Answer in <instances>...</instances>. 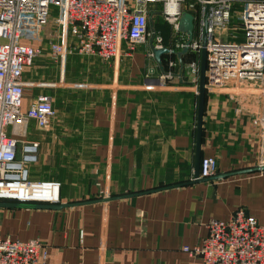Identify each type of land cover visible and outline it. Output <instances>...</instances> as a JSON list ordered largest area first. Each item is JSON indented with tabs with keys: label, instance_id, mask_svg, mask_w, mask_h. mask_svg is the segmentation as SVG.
<instances>
[{
	"label": "crops",
	"instance_id": "1",
	"mask_svg": "<svg viewBox=\"0 0 264 264\" xmlns=\"http://www.w3.org/2000/svg\"><path fill=\"white\" fill-rule=\"evenodd\" d=\"M148 24L161 29L159 6L148 7ZM58 32L46 27L38 41L30 34L21 39L39 49L21 83L24 109L40 94L52 101L48 130L29 124L38 134L29 139L28 129L26 139L38 150L27 169L33 167L31 181L60 184L59 203L1 201L0 237L37 239L46 248L44 264H199L181 248L201 243L208 220L225 221L241 209L264 225V170L250 171L260 168L251 120L264 108L253 86L205 90L199 152L200 160H215V174L186 184L193 174L200 52L164 54L157 64L147 57L154 44L148 40L130 53L122 43L117 61L74 53L53 60L49 43ZM170 37L163 36L161 48L180 52ZM66 42L72 46L68 35ZM72 56L86 75L76 76L72 61L67 72ZM169 61L172 77L159 88Z\"/></svg>",
	"mask_w": 264,
	"mask_h": 264
},
{
	"label": "built area",
	"instance_id": "2",
	"mask_svg": "<svg viewBox=\"0 0 264 264\" xmlns=\"http://www.w3.org/2000/svg\"><path fill=\"white\" fill-rule=\"evenodd\" d=\"M240 27L229 28L230 11L235 4ZM159 6V15L171 29L177 50L183 47L199 53L205 40L204 89H234L243 82L253 86L264 106V0H0V202L58 204L56 181H31L28 165L37 160V142L27 141L30 122L39 131L47 130L55 115L51 98L40 94L23 108L22 74L33 64L39 49L22 45L24 33L33 34L35 25L43 27L56 10L54 25L59 32L49 43L53 60L67 54L114 60L122 43L126 52L147 33L148 7ZM186 12L192 17L191 38L178 36L177 21ZM35 31V30H34ZM239 31V43L234 35ZM72 39L68 46L66 36ZM153 46L161 48V38L153 33ZM152 58V53H147ZM174 63L167 62L157 86L165 87L172 77ZM191 73H197L194 63ZM252 89V88H251ZM259 144V165L264 166V108L251 120ZM213 158L199 161L197 179L214 176ZM1 217V208H0ZM206 236L198 246H183L181 251L199 264H264V225L241 209L227 220H208ZM46 248L37 239L28 241L0 237V264H44Z\"/></svg>",
	"mask_w": 264,
	"mask_h": 264
},
{
	"label": "water",
	"instance_id": "3",
	"mask_svg": "<svg viewBox=\"0 0 264 264\" xmlns=\"http://www.w3.org/2000/svg\"><path fill=\"white\" fill-rule=\"evenodd\" d=\"M150 18V15H149ZM192 17L190 14L183 12L177 21V32L180 34H184L187 37V41L191 38V30H192ZM205 40H202L200 57H199V77H198V94H197V108H196V128H195V145H194V159H193V174L192 179L186 184L203 182L207 179L199 180L197 179L198 169H199V161H200V152L199 146L201 141V116L203 111V102H204V71H205ZM151 52L153 53V59L157 64H160V57L164 54H175L177 58L187 52V48L183 47L180 52H168L165 48H155L154 46H150ZM264 170V167L255 168L250 171H259ZM209 179V178H208ZM3 204H0V207ZM46 209H58L61 206H41Z\"/></svg>",
	"mask_w": 264,
	"mask_h": 264
},
{
	"label": "rangeland",
	"instance_id": "4",
	"mask_svg": "<svg viewBox=\"0 0 264 264\" xmlns=\"http://www.w3.org/2000/svg\"><path fill=\"white\" fill-rule=\"evenodd\" d=\"M241 10V4H235L234 6H232L231 11H230V22H229V28H232L234 26L236 27H240V24L238 23V21L235 19V16L238 14V12ZM55 12L56 10L54 9V7H50V16L48 18V22L46 25H44L43 27H38V25H35L34 30L32 31L33 34H30L29 36H31V38L35 41H38L40 39V37L42 35H40V32L43 31L44 29H46V27H48L50 32L56 31L55 25H54V17H55ZM148 28H147V33L144 37V39L142 40V42L136 44L134 47L138 46V45H147L148 40L153 42V33H156L157 36H159L161 38V43L163 42V36L165 37L166 34L168 36V34L170 33L171 29L169 27L168 24H166L165 22H163V24H161V29L157 28L156 26L154 27V24L151 26L150 24H147ZM234 35L237 37V40H232V39H227L228 41L230 40V42H235V43H239L242 40V36L241 33L239 31L235 32ZM27 36V33H24L23 35V39ZM160 43V44H161ZM120 56V55H119ZM65 57V56H64ZM63 57V58H64ZM63 58H61L60 60H63ZM119 60V57L114 59V61ZM71 61L75 64L74 65V71H75V75H86L84 72V68L81 65V61H80V57L78 56H72V57H68V63H67V72L70 71L71 69H73V65H71ZM48 130V128H47ZM45 130V131H47ZM38 133H36L31 125V127L29 128V139L30 138H35L37 136ZM34 166V165H33ZM36 171H38V168L36 166H34ZM33 169V167L30 165L28 170L30 172V170ZM32 173V172H31ZM30 173V174H31ZM29 179H31V177H29Z\"/></svg>",
	"mask_w": 264,
	"mask_h": 264
},
{
	"label": "bare ground",
	"instance_id": "5",
	"mask_svg": "<svg viewBox=\"0 0 264 264\" xmlns=\"http://www.w3.org/2000/svg\"><path fill=\"white\" fill-rule=\"evenodd\" d=\"M181 16V15H180ZM180 18V17H179ZM179 20V19H178ZM152 57H153V53H152Z\"/></svg>",
	"mask_w": 264,
	"mask_h": 264
}]
</instances>
